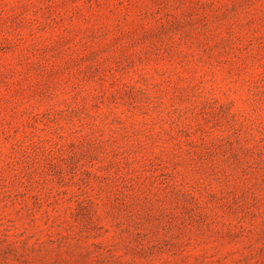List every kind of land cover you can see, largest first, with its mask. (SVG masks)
Listing matches in <instances>:
<instances>
[{
	"label": "rangeland",
	"instance_id": "374dc122",
	"mask_svg": "<svg viewBox=\"0 0 264 264\" xmlns=\"http://www.w3.org/2000/svg\"><path fill=\"white\" fill-rule=\"evenodd\" d=\"M0 264H264V0H0Z\"/></svg>",
	"mask_w": 264,
	"mask_h": 264
}]
</instances>
